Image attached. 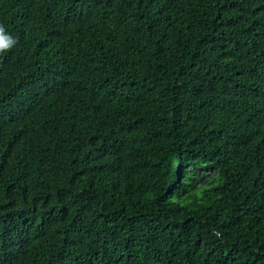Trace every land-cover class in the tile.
Masks as SVG:
<instances>
[{"label":"trees","instance_id":"trees-1","mask_svg":"<svg viewBox=\"0 0 264 264\" xmlns=\"http://www.w3.org/2000/svg\"><path fill=\"white\" fill-rule=\"evenodd\" d=\"M0 26V264H264V0H0Z\"/></svg>","mask_w":264,"mask_h":264},{"label":"rangeland","instance_id":"rangeland-1","mask_svg":"<svg viewBox=\"0 0 264 264\" xmlns=\"http://www.w3.org/2000/svg\"><path fill=\"white\" fill-rule=\"evenodd\" d=\"M212 175V172L209 170H197L194 172V188L195 190H198L201 186H204L207 184V181L209 180L210 176Z\"/></svg>","mask_w":264,"mask_h":264},{"label":"clouds","instance_id":"clouds-1","mask_svg":"<svg viewBox=\"0 0 264 264\" xmlns=\"http://www.w3.org/2000/svg\"><path fill=\"white\" fill-rule=\"evenodd\" d=\"M15 41L5 34L3 26H0V52L9 49Z\"/></svg>","mask_w":264,"mask_h":264}]
</instances>
